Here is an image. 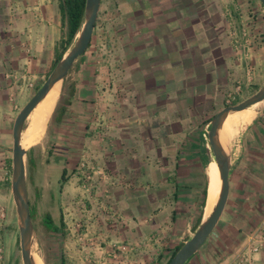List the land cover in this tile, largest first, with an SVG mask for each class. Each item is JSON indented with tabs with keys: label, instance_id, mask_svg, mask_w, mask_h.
Wrapping results in <instances>:
<instances>
[{
	"label": "crops",
	"instance_id": "obj_1",
	"mask_svg": "<svg viewBox=\"0 0 264 264\" xmlns=\"http://www.w3.org/2000/svg\"><path fill=\"white\" fill-rule=\"evenodd\" d=\"M102 4L113 12L106 18L103 43L93 31L62 82L57 102L66 111L52 120L50 144L38 148L66 164L61 200L54 204L55 226L60 219L64 223L63 234H51L57 240L56 262L164 264L207 212V196L205 206L201 203L211 157L203 128L215 106L227 103L236 81L249 86L244 54L254 66V83L264 81V9L259 0ZM242 29L251 39L249 52L240 47ZM63 30L59 0H0V204L5 213L9 204L15 210L14 118L50 72ZM236 143L230 146L225 208L185 264H226L264 214V104ZM36 145L30 147L35 166L30 172L26 168V181L40 204L50 198L47 175L32 153ZM80 160L105 170L108 179L95 175V188L83 191ZM76 222L86 226L93 244L77 239L70 228ZM115 250L118 260L111 258ZM252 264H264V248Z\"/></svg>",
	"mask_w": 264,
	"mask_h": 264
},
{
	"label": "water",
	"instance_id": "obj_2",
	"mask_svg": "<svg viewBox=\"0 0 264 264\" xmlns=\"http://www.w3.org/2000/svg\"><path fill=\"white\" fill-rule=\"evenodd\" d=\"M259 2L264 9V0H259ZM99 7L100 0H85L83 21L71 45L57 60L46 78L40 84L39 88L19 109L14 118L12 126L10 187L16 213L21 264H35L33 259L34 252L32 251L35 239V228L30 217L29 193L26 181V154L28 148H24L21 144L22 132L25 129L26 120L32 110L56 84L60 85V91L62 82L74 62L85 52L95 28ZM255 103H264V83L255 92L243 100L221 107L204 125L203 138L210 153L211 160L214 159L217 167L219 180L218 196L209 214L207 216L203 215L192 235L182 243L166 264H185L186 261L194 255L207 240L218 223L228 199L230 187L229 171L232 163L230 145L228 142L222 144L219 135L220 129L226 116L230 112L245 109ZM262 106L256 107L255 111H260ZM52 112L50 113L46 124L50 119ZM208 183L207 189L209 185Z\"/></svg>",
	"mask_w": 264,
	"mask_h": 264
},
{
	"label": "rangeland",
	"instance_id": "obj_3",
	"mask_svg": "<svg viewBox=\"0 0 264 264\" xmlns=\"http://www.w3.org/2000/svg\"><path fill=\"white\" fill-rule=\"evenodd\" d=\"M100 6L101 7H99V12H98L97 20H96L97 23H96V28L94 31V34H95L94 38H96L98 42L101 41L103 43L104 31L106 30V27L109 26V20H106V18H110L113 12L108 8L104 9L103 4ZM105 10L108 11L107 17L105 14ZM253 83L254 81L251 84ZM256 83L262 86L264 81L260 80V81H256ZM251 89H252L251 85L241 87V90L236 98H239L240 101L243 100L244 98L250 95ZM263 104L264 103H259L257 104L256 107H260ZM223 106L224 104H221V103L217 104L215 106L216 109L213 110L211 114H214ZM256 113L257 112L255 111L254 116L256 115ZM249 118H250V115H247V114H244V115L242 114V115H239V117L235 118L237 123H239L237 127V132L232 137H230V139L228 140V143L230 146L232 145V148L236 146L237 144L236 141H237V138L241 130L245 128V126L249 124V122H251V120L253 119L252 118L248 120ZM51 124H52V120L49 119L46 124L43 135L41 136L40 139L29 140L25 142L31 145H35L36 143H38V145L33 147L35 148V150L33 149L32 153L37 159L36 160L37 165L39 167H42L43 171L46 173L47 180H48V186L46 188V191H47L46 197L50 199L47 200L46 203L42 202L40 204H37V202L34 199H32V195H31L32 188L31 187L29 191L30 202L33 208L35 209V219H34L35 239H34V243L32 246V251L42 259L44 264H57L56 262V256H57V243L56 242L57 240H55L52 237V235L47 234L44 231V228L41 223V219L46 212H49L50 214H52L53 222H55L54 218L56 217V213L58 214V210L54 209L55 208L54 204L55 203L58 204L61 200V196L59 193L60 184L64 176V173L66 171V164H65V161L63 160V157L62 158L61 156L49 157L47 151L38 152V148H40L39 146H42L48 143V140L50 138ZM48 144L46 146H49ZM46 158H49V161H45ZM26 168H27V154H26ZM48 195L50 197H48ZM8 207L9 208L6 211L4 227L2 230V240H3V245H4V258L6 260V264H13L16 258H19V261L21 264L19 237H18V228H17L15 210H13L12 204H9ZM16 232H17V235H16Z\"/></svg>",
	"mask_w": 264,
	"mask_h": 264
},
{
	"label": "built area",
	"instance_id": "obj_4",
	"mask_svg": "<svg viewBox=\"0 0 264 264\" xmlns=\"http://www.w3.org/2000/svg\"><path fill=\"white\" fill-rule=\"evenodd\" d=\"M243 42L240 43V47L242 48L243 52H249V48L251 45V39L248 36V33L242 29L241 30ZM244 57L246 59V63L244 66V74H245V81L247 84L251 85L253 82V73H254V66L253 64L248 60V54H244ZM29 86H32V83L30 82L28 84ZM241 90V82L236 81V84L234 85V93L230 92L228 93V99L227 103L232 102L236 99L237 95L239 94ZM0 164L4 166V160L0 161ZM78 174L81 176V188L85 192H89L92 189L95 188L96 183L94 180L95 175H100L103 179H108V174L105 170L93 165L89 164L85 160H80L78 163ZM6 213L3 206L0 204V264L2 263L3 256H4V245L2 240V234H1V223L5 219ZM86 226L84 224H81L79 222H76L74 224H70V228L77 234L78 240H84L85 237L87 239V242L90 244H93L94 237H88L86 235V229L83 230ZM264 248V214L259 219L258 223L247 233H245L244 239L242 241V244L240 245L239 250L232 254L226 264H252L253 257L255 254H257L260 250ZM111 258L113 260H118V252L115 250L111 254Z\"/></svg>",
	"mask_w": 264,
	"mask_h": 264
},
{
	"label": "bare ground",
	"instance_id": "obj_5",
	"mask_svg": "<svg viewBox=\"0 0 264 264\" xmlns=\"http://www.w3.org/2000/svg\"><path fill=\"white\" fill-rule=\"evenodd\" d=\"M59 86H60L59 84H56L29 114L26 120L25 129L23 130L21 136V144L24 148H29L33 146L31 144L25 143L26 141L36 140V139L38 140L43 135L46 121L54 108V105L56 103L59 94ZM257 104L258 103H255L239 111L230 112L226 116L219 133L222 144H226L230 139V137H232L237 132V127L239 123H237L235 118L239 117V115L242 114L254 115ZM208 176H209V183H208L209 185L207 190L208 204L206 206L208 212L204 210L205 216H207L209 212L212 210L219 192L218 173L214 159L210 161V165L208 167ZM33 259L35 264H44L43 261L40 259V257L35 253H33Z\"/></svg>",
	"mask_w": 264,
	"mask_h": 264
},
{
	"label": "trees",
	"instance_id": "obj_6",
	"mask_svg": "<svg viewBox=\"0 0 264 264\" xmlns=\"http://www.w3.org/2000/svg\"><path fill=\"white\" fill-rule=\"evenodd\" d=\"M84 5H85V0H59V9L61 11V15L63 18L64 30L62 32V36L60 38V41L58 42V44L56 46L54 60L52 62L50 70L53 68V66L55 65L57 60L62 56V54L67 50V48L71 45V43L74 40L77 32L79 31L80 26H81L82 21H83ZM89 45H90V42H89L88 46ZM39 86H37L35 88V91L39 88ZM251 87H252V89L250 90V94L255 92L260 87V84L253 83V84H251ZM66 101L67 100H65L64 103ZM239 101H240L239 98H236L235 100H233L230 103H224V105L234 104V103H237ZM66 103H68V101ZM65 111H66V106L59 105V102H57L56 106H55V108H54V110L50 116V120H56V121L60 120L63 117ZM208 162L209 161L206 162V165L208 164ZM34 166H35V161L31 156V148H29L27 150V170L30 172ZM62 180H63V178H62ZM207 183H208V178L206 175V183H205V187L203 189V200L201 203L202 206H204L206 204L205 197L207 196ZM29 205H30V217H31L33 224H34L35 209L31 205V203H29ZM59 221H60L59 226H55L53 219H52L49 212H46L41 219V223H42V226L44 228V231L50 235L54 232H57V231L59 233H62V234L64 233V231H63L64 223L62 222L61 219ZM180 246L175 248V250L171 253V255L164 262V264H166L169 261L171 256L175 253V251ZM13 264H20L19 258H16L14 260ZM62 264H64V263H62Z\"/></svg>",
	"mask_w": 264,
	"mask_h": 264
},
{
	"label": "flooded vegetation",
	"instance_id": "obj_7",
	"mask_svg": "<svg viewBox=\"0 0 264 264\" xmlns=\"http://www.w3.org/2000/svg\"><path fill=\"white\" fill-rule=\"evenodd\" d=\"M97 23V22H96ZM95 28H96V24H95ZM94 31H95V29H94Z\"/></svg>",
	"mask_w": 264,
	"mask_h": 264
}]
</instances>
